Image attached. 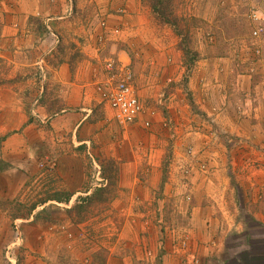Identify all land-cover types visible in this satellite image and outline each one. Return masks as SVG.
Wrapping results in <instances>:
<instances>
[{
    "label": "rangeland",
    "instance_id": "obj_1",
    "mask_svg": "<svg viewBox=\"0 0 264 264\" xmlns=\"http://www.w3.org/2000/svg\"><path fill=\"white\" fill-rule=\"evenodd\" d=\"M156 2L45 0L57 13L49 29L46 16L29 17L51 42L63 33L52 50L74 51L71 61L83 40L106 39L104 59L121 51L156 134L138 144L126 134L115 147L124 160L87 157L85 186H109L83 220L66 211L82 199L60 201L67 192L45 161L46 175L18 195L0 193V264H264V114L253 87L264 31L252 38L249 20L264 0H161L168 23ZM54 59L30 61V103Z\"/></svg>",
    "mask_w": 264,
    "mask_h": 264
},
{
    "label": "crops",
    "instance_id": "obj_2",
    "mask_svg": "<svg viewBox=\"0 0 264 264\" xmlns=\"http://www.w3.org/2000/svg\"><path fill=\"white\" fill-rule=\"evenodd\" d=\"M44 2L0 0V158L9 164L0 172V193L7 197L18 195L33 179L46 175L50 168L43 169L45 161L56 171L60 189L79 200L93 191L85 186L88 156L111 151L113 157L119 158L125 150L118 152L115 147L125 144L126 134L135 137L131 144H138L136 135L156 132L152 123L150 130L144 128L147 113H142L136 123L124 126L100 103L95 81L102 76L105 38V44L100 42L99 46L93 40L78 42L75 62L71 61L74 51L52 50L57 41L63 40V33L52 30L56 41L51 42L47 33L35 29L29 21L30 16L57 14L50 11L53 5L44 7ZM48 18L49 24L54 16H46L43 23ZM49 55L56 59L53 64L46 63L47 79L36 87V97L30 103L26 93L30 86V61L36 64ZM118 58L126 64L121 51ZM246 80L243 79L245 85ZM253 87L262 116L264 76ZM129 148L127 153L135 158L134 148L138 145ZM134 158L125 160L132 165Z\"/></svg>",
    "mask_w": 264,
    "mask_h": 264
},
{
    "label": "built area",
    "instance_id": "obj_3",
    "mask_svg": "<svg viewBox=\"0 0 264 264\" xmlns=\"http://www.w3.org/2000/svg\"><path fill=\"white\" fill-rule=\"evenodd\" d=\"M249 20L253 23L252 38H259L264 31V14L252 9ZM48 21L49 18L45 24L49 29ZM103 69L104 73L95 81L100 103L110 109L112 117L119 124L128 126L136 123L144 108L132 85L129 67L119 59L108 57L104 59ZM150 122L145 119L143 125L148 127Z\"/></svg>",
    "mask_w": 264,
    "mask_h": 264
},
{
    "label": "trees",
    "instance_id": "obj_4",
    "mask_svg": "<svg viewBox=\"0 0 264 264\" xmlns=\"http://www.w3.org/2000/svg\"><path fill=\"white\" fill-rule=\"evenodd\" d=\"M161 5H162L161 0H157L156 4L154 5V9H156V12L161 17H165L166 20H163V21L168 23L170 21L167 20V18H166L167 16H165L166 15L165 10H164L165 5L164 4L162 6ZM172 24L174 25L173 22H172ZM8 167H9V164L0 158V172L8 169ZM108 186H109V183H107L105 186H101V187L96 188L94 191H92L91 194L82 197V200L80 203L72 205L71 207L67 208L66 211L68 213L74 212L78 220H83V218H84L83 211L86 210L88 204H90V202H92L95 199V196H97L98 194L101 195L102 192L106 191ZM69 199H70V196L67 195L66 197H64L60 201L68 202Z\"/></svg>",
    "mask_w": 264,
    "mask_h": 264
}]
</instances>
